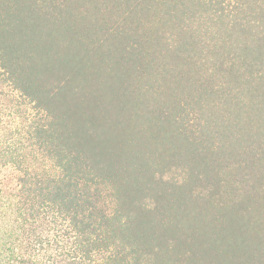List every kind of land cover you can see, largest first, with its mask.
<instances>
[{"label": "trees", "instance_id": "16d2710c", "mask_svg": "<svg viewBox=\"0 0 264 264\" xmlns=\"http://www.w3.org/2000/svg\"><path fill=\"white\" fill-rule=\"evenodd\" d=\"M100 42L113 62L86 63ZM199 78L201 117L177 100ZM215 99L254 110L238 146ZM137 117L156 164L129 149L147 144ZM262 157L264 0H0V264H264Z\"/></svg>", "mask_w": 264, "mask_h": 264}, {"label": "rangeland", "instance_id": "374dc122", "mask_svg": "<svg viewBox=\"0 0 264 264\" xmlns=\"http://www.w3.org/2000/svg\"><path fill=\"white\" fill-rule=\"evenodd\" d=\"M134 20H135V22L137 21V25L140 24L139 23L140 21H146L145 18L141 17L140 15H135ZM187 21L189 22L187 16H185V20L181 19L180 23H178V26L180 25L182 28H185V23H187ZM102 26L103 25L101 23L96 25L97 28H100ZM174 27H175V25H174ZM175 29H178V28H176V27L173 28V26L171 28H167V31L170 32V34L172 35V39H173V41L169 42L171 44L170 48L176 43V41H178V39H180V37H183V33H181L180 37L178 36V37L174 38ZM234 45H236V42H234ZM81 52L83 53V55L87 59L86 63H92V62L98 60L96 57H98L100 55H103L108 60V62H110L111 60L113 62V55L115 56L113 50H111L110 53H107V52H109V49H106L103 42H100L98 44H84V48H81ZM92 52H96L99 54H96V55H89L88 54V53H92ZM102 53H104V54H102ZM87 54H88V56H87ZM128 60L140 61L138 56H135V55H132V58L128 59ZM206 65L207 64H205L204 67ZM169 66H172L171 62H170V65H168V70H169ZM203 70H202V72H203ZM172 72L173 73L176 72V73H175V75H169L168 79H172V77H175V79L177 81H180L182 84L188 85V83H189L188 79L186 81V76L181 71V69L179 67L175 71H172ZM167 73H168V71H167ZM196 76L197 75H195V77ZM207 83H210L213 85V87H215L214 82H207ZM178 90L179 91L177 94V100L178 101L187 100L186 102L188 103V105H185V109L182 113H188L189 115H196L197 117H201L202 115L205 114L204 112L207 113V111H209L210 107L212 106L210 104V102L213 101V93L211 91H209L208 89H203L201 87L200 78H199V82H198V80H195V83L193 84V89L188 90V93H189L188 96H186V97L182 96L184 93V89H178ZM160 92L162 94V98L161 99L159 98V100L162 101L163 106L166 108V106L170 105V91L167 88H163L160 90ZM198 95H201V97ZM108 100H109V98H103L102 99L103 102H107ZM214 104H215L214 105L215 113L219 110V107L226 108V111L224 112L225 122L223 123V130L227 131V133H230L227 140L228 141L233 140L232 146H238L239 145V139H240L242 133H244L242 130L243 128H241V126L246 123L247 119L249 118V116L252 114V112L254 110H251L248 108H247V110H243L244 105H238V106H241V109L237 110L236 109L237 105H222L221 103L218 102L217 99L214 100ZM254 106L256 107L257 105H254ZM166 109H163L164 113H166ZM240 113H244V114H240ZM125 114H126L125 111L120 112V118H123V116H125ZM184 116H185V114H184ZM248 121H250V119H248ZM217 122L219 124L221 123L220 121H217ZM259 122H260V120L254 122L252 124H253V126L258 127V126H260ZM248 124H249V122H248ZM126 129L129 133L133 134L134 136H139V133H144L147 136V144H145L143 146L140 145L139 147H137V143H136L135 147L129 148V149H132V151H133L132 156L135 157L137 152H139L141 156L139 154L138 155L144 159L145 163L151 164L150 163V161H151L154 164H156V155H158L157 152L155 150L150 149V147H148L146 145H149V142L151 141L150 137L153 134L154 130L157 129V126L149 124V123L148 124L143 123L140 125V121L137 117L135 119L132 118V124H130V126ZM254 130L253 129L250 130L252 136H255L258 134V131H256L257 129H254ZM260 132L262 133V131H260ZM255 138L258 141H261V139L263 138V134H262V136H256ZM227 145H229V143H227ZM261 161L264 162V157H262ZM183 167H184V164L182 162L178 163V161H175V160L171 163L162 164L159 168L161 169V173L163 175V183L158 184L156 187L159 188L162 184L170 183L173 180H175L176 178L180 177L183 173ZM166 187H167V185H165V189H166ZM260 193H262V192H259L257 195L259 198H260ZM150 197H156L155 193H154V195L151 194L148 196V198H150ZM148 201H151V200L149 199ZM157 204L161 205V208L163 207V204H161V202H158ZM191 222H193L192 216H186V215L182 214V216L179 218V226L184 230H185V227L188 228L187 225H190ZM195 226L193 227L194 229H195ZM202 227H203V224L200 226L201 232L206 236V238L210 237L211 235H209V233H208L209 230H204Z\"/></svg>", "mask_w": 264, "mask_h": 264}]
</instances>
